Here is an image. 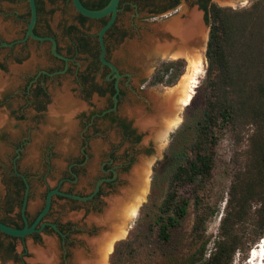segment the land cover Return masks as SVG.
I'll use <instances>...</instances> for the list:
<instances>
[{
  "label": "rangeland",
  "instance_id": "374dc122",
  "mask_svg": "<svg viewBox=\"0 0 264 264\" xmlns=\"http://www.w3.org/2000/svg\"><path fill=\"white\" fill-rule=\"evenodd\" d=\"M19 1L0 0V218L14 221V214L19 209L20 201L11 197V213L3 211L6 194L14 192L8 179L14 170L22 174L28 184L24 214L29 221L42 208L45 194L51 189L86 197L99 178H106L108 185L99 182V196L88 203L53 197L42 221L48 234L41 231L20 240L0 237L1 249L8 244L14 247L10 255L0 252V264H41L37 252L52 256L55 264H75L78 257L85 262L94 261L95 256L91 255L88 245L109 232L107 227L101 228L109 200L130 191L129 181L135 168L146 163L151 164V173L145 200L131 220L127 236L112 247L106 264H199L220 240L221 220L232 212L238 184L245 183L253 162L247 129L223 133L214 148L209 180L202 187L176 188L179 197L189 200L186 215L167 242L157 240L153 220L167 191L170 151L201 105L208 21L203 24L200 20L204 31L200 46L202 65L201 72L195 77L193 95L189 103L176 112L179 122L163 139L148 131L141 132L135 124V113L143 118L155 116L154 102L183 83L187 62L177 59L182 60L183 69L171 86L147 87L142 84L159 63L166 61L158 52L161 45L157 42H175L165 30L168 21L148 19L144 13H137L131 4L119 15L113 27L119 32L118 41L115 43L106 36V58L120 75L119 99L112 113L109 112L135 129L139 134L135 141L122 136L115 125L107 122L105 114L102 115L109 110L112 99L108 100L107 95L96 99L94 91L86 95L83 92L85 86L79 83L80 76L88 73L104 94L105 82L113 79L109 71H102L95 64L88 69L93 63L90 54L74 50L77 38L88 41L90 47L94 45L97 25L87 22L80 27L71 20L70 13L62 14L61 0H51L50 4L44 0V9L50 12L44 15L45 21L58 52L63 54L69 48L62 70L63 64L51 57L49 43L31 39L14 43L24 36L28 19L25 3L23 1L20 6ZM240 1L241 5L216 4L231 5L236 10L248 7L255 0ZM192 13L196 12L191 9L188 18L181 21L187 22ZM72 24L76 32L67 34L66 28ZM159 29L166 32L158 35ZM34 83H38L45 97L33 103L30 91ZM103 162H107L104 167ZM248 207L254 213L259 203L252 199ZM196 214L203 218V223L193 232ZM256 223L253 218L252 225L240 227L237 235L240 237L239 250L232 256L231 264H264V254L251 263L253 252L260 254L257 246L260 240L248 241ZM58 229L64 234L60 238L55 235Z\"/></svg>",
  "mask_w": 264,
  "mask_h": 264
},
{
  "label": "trees",
  "instance_id": "16d2710c",
  "mask_svg": "<svg viewBox=\"0 0 264 264\" xmlns=\"http://www.w3.org/2000/svg\"><path fill=\"white\" fill-rule=\"evenodd\" d=\"M107 2L96 0L81 4L87 9L99 10ZM74 19L80 27L90 21L79 14ZM105 21L102 18L91 23H95L98 29ZM207 21L209 29L204 51L206 74L201 105L170 151L171 172L167 191L157 208L153 224L157 240L167 242L171 232L184 219L189 203V200L177 195L176 188L204 186L210 178L214 148L219 137L225 132L235 133L247 129L253 156L251 169L245 183L238 184V195L234 198L232 212L221 220L220 240L214 244L213 251L199 261V264H231L232 256L239 250L240 237L237 235L240 234V227L252 225L253 218L257 223L248 241L260 240L264 246V0H255L248 7L236 10L210 4L205 23ZM72 32H76L73 24L66 28L67 34ZM76 41L77 52L88 53L92 57L90 69L98 63L97 43L90 47L88 41L82 38ZM182 69V60L161 62L145 85L171 86ZM87 79L83 77L82 81ZM15 186L18 191L23 190L19 179ZM252 199L259 203L254 213L248 207ZM4 213H11V208L4 210ZM19 217L17 213L14 221L0 218V223L18 228L15 224L20 220ZM202 223L203 218L196 214L192 231H197ZM1 248L0 242V252L8 255L14 249L13 244Z\"/></svg>",
  "mask_w": 264,
  "mask_h": 264
},
{
  "label": "bare ground",
  "instance_id": "6f19581e",
  "mask_svg": "<svg viewBox=\"0 0 264 264\" xmlns=\"http://www.w3.org/2000/svg\"><path fill=\"white\" fill-rule=\"evenodd\" d=\"M216 1L223 3L228 0ZM199 17L198 14L192 13L190 16L191 19L187 22H183L179 19L167 20L168 22L165 24V30H168L171 33L167 32L171 38L172 36L174 37L175 42L172 44H166L169 43L167 41L163 44L159 43V41L157 42L161 45L159 46L160 48H158V52L164 57L163 60L170 61L169 59H185L187 62V71L183 76V83L168 92L163 98H159V100L157 99V102H154L156 107L154 110L156 112L155 116L143 118L140 117L138 113H135L136 126L141 131H148L151 135L154 134V136L159 139L165 138L169 130L173 129V127L178 124L179 117L176 112L189 103V100L193 95V89L195 88V77L201 72L202 49H200V46L201 41L204 40V31L200 24ZM160 31L163 33L166 32L162 30ZM197 37L199 38L197 39ZM159 53L158 55L161 57ZM156 129L159 131L155 132ZM150 169V163L135 168L133 178L129 181V186L132 189L125 192L120 198L114 197L109 200L104 222L101 223L104 225V228L107 227L109 232L105 236L91 242V247L88 245L91 255L96 257H94V261L85 262L83 258L78 257L75 260V264H106V259L111 252L112 247L117 241L122 240L127 236L131 220L136 217L140 205L145 200L149 184V173H151ZM92 250L94 251V255ZM36 255L37 260H39L41 264H55V260L52 256L46 257L38 252ZM261 256L262 254L260 255L257 252H253L251 263Z\"/></svg>",
  "mask_w": 264,
  "mask_h": 264
},
{
  "label": "flooded vegetation",
  "instance_id": "af4514ba",
  "mask_svg": "<svg viewBox=\"0 0 264 264\" xmlns=\"http://www.w3.org/2000/svg\"><path fill=\"white\" fill-rule=\"evenodd\" d=\"M23 1L25 3L24 4V7H25V9L28 12L27 0H20L19 1L20 2V6H22V4H23L22 2ZM79 1L81 3H86L83 0H79ZM50 2H51V0H47V3L48 4H50ZM227 2L231 3L232 5H234L235 3L241 5V1L240 0H228ZM216 3L218 4V2H216V0H212V1L211 0H120L119 1V4H118V11L116 13V17H115L114 23L112 25V28H111L110 32L109 33H106L105 36H104V45H105V55H104V59L106 61H108L107 58H106V52H107L106 36L107 35L110 36V39L113 42H115V43L118 41L119 32L118 31H114L113 30V27H114L115 23L118 21L119 15L122 14V12H125L126 10H128V8L130 7L131 4L134 5V7L136 8V12L137 13H144V15L146 16V18H148V19H153V18L156 17L155 19H158V18L159 19H161V18L163 19L164 18V20H170V19H173V18H179L180 20H185V19L188 18L187 13L191 9H193L194 12L198 13V15L200 16L199 18H200V20H202L203 24H206L205 23V20H208V7H209L210 4H214V5L218 6V7H226V6H219L220 4L217 5ZM34 4H35V9H36V19H35L36 21H35V24H34L33 29H32L33 34L36 35V36H41V37L48 36V37H52L53 38L52 34L49 31V27H48V25H47V23L45 21V20H47V18L44 15H47V13H50L48 11H45V9H44L45 1L44 0H34ZM237 4H235V5H237ZM61 5H62L61 6V8H62V14L64 15L65 13H67V14L70 13L72 15L71 16L72 17L71 20H75L74 17L76 16L77 13H75L73 11V9L71 7V4H70V0H61ZM229 6H231V5H228L227 7L230 8ZM232 10H234V9H232ZM28 15H29V13H28ZM191 15L192 14H190V16ZM19 18H21V17L19 16ZM89 20H90V21H88L89 23H91L92 21L93 22L95 21V20H91V19H89ZM38 28H40L43 31L42 32H39L37 30ZM169 37L171 38L170 35H169ZM26 40H29V38L26 39ZM31 40H33V39H31ZM34 41H36V40H34ZM54 41H55V39H54ZM37 42H39V41H37ZM45 42L46 43H49L47 41H45ZM77 46H78V42L76 41V47L74 48V50L76 51V53H78L77 52ZM55 50H56V52L60 56L66 58V63H67V56H69V55H67L66 51L68 52L69 51V48H67V50L63 54H61L57 50V45H56V41H55ZM97 55H98V53H97ZM51 57L55 61H57L58 63L63 64V69L62 70H64V65L66 63L62 59L57 58V57H55L53 55H51ZM97 61H98V58H97ZM95 66L97 68H99L100 70H102V71H109V69L106 66L101 65L99 61H98L97 64H95ZM116 70H117V68H116ZM117 73L119 74L118 70H117ZM83 77H87L88 79L86 81H82V78ZM79 80H80L79 81L80 85L83 86V87L85 86V88H83L84 89L83 92L86 95L89 92L94 91V93L96 94V99H99V98H101V97H103L105 95H107L108 100L109 99L110 100L112 99V96L114 95V88H113V80L114 79H112L111 81L105 82V85L106 86H105L104 94H100L97 91V89L100 90V91H102V90H101V88H99L98 86H96V84L94 83L93 79L91 78V76L88 73L85 74V75H81L80 78H79ZM145 83H146V81H143L142 82V84H145ZM111 89H112V93H111ZM30 93H31V100H32L33 103L36 102V101H38L39 99L42 100L45 97V95L43 94V91L40 88V86L38 85V83H34V86H31ZM119 94H120V92H119V89H118V93L116 94V102H115V104H117V102H118ZM83 100L86 101V97H83ZM110 102H111V104H109V109L113 105V101H110ZM110 112L105 113V116H104L107 119V122L109 124L115 125V127L117 129H119L121 135L124 136L125 138L132 139V140H135V141L138 140L139 134L135 131V129L131 128L127 122L113 117L112 114H111L112 112L111 113ZM106 164H107V162H103L102 163V167H104ZM19 175L23 176L22 174L18 173L16 170H14V172L11 173V175L8 178L9 179V183L11 184V187H12V189H13L14 192H13V194H11V192H9L8 194H6V202H5V207L6 208L3 209V211L4 210H7L10 207L9 206V203L11 202L10 201L11 200V197H14L15 200H19L20 201L18 203L19 204V209L15 213V214L18 213L19 216H20L19 210H20V206H21V202H22V197H23L24 184H23V181H22V179H21V177ZM18 179L22 182V185H23V190H20V191H18V188L15 186V183L17 182ZM24 179H25V177H24ZM99 180H103V181L100 182V184H106V185H108L107 184V181H106L107 180L106 178L101 177V178H99ZM26 183H27V181H26ZM55 189L58 190V188H55ZM99 194H100V186H98L97 192L89 200H86V201H83V202L84 203L91 202L94 199H96L99 196ZM53 197H58V196L55 195ZM64 199H66V198H64ZM50 204H51V202H50ZM46 216H47V214L45 215V217ZM19 218H20V220L17 221L15 225L18 228H21L23 226V222H22L21 217H19ZM44 218L41 220V223L44 220ZM25 219H26L27 225H30L34 218L32 220H30V221L26 217H25ZM46 229H47V226L44 225L43 228H42V232L44 234H48L47 231H46ZM36 234H38V233H32L29 236L33 237ZM60 234H61V236H60ZM55 235L58 238H60L64 234L62 233V231L60 229H58V232H56ZM0 237L6 238V236L3 235V234ZM10 238H6V239L12 240ZM15 239H17V238H14L13 240H15ZM0 259H1V257H0Z\"/></svg>",
  "mask_w": 264,
  "mask_h": 264
},
{
  "label": "water",
  "instance_id": "95a60500",
  "mask_svg": "<svg viewBox=\"0 0 264 264\" xmlns=\"http://www.w3.org/2000/svg\"><path fill=\"white\" fill-rule=\"evenodd\" d=\"M120 0H108L106 5L99 9V10H90L85 8L79 0H70L71 7L73 11L87 19L91 20H99L102 18H105L106 21L105 23L100 26L97 31H96V43H97V48H98V61L100 62L101 65L106 66L109 69L110 74L113 76V88H114V95L112 96V101L113 105L108 111L102 112V115L105 114L106 112L112 111L115 108V102H116V94L118 93V79L120 75L117 73L116 68L114 65H112L110 62L106 61L104 59L105 55V45H104V36L107 33V31L112 27L116 13L118 11V4ZM247 2V0H246ZM28 4V20L27 24L25 27V33L24 37L21 40H18L14 43H21L24 42L26 39H33L36 41H47L49 42V52L51 55L62 59L66 63V58L60 56L56 50H55V41L52 37H41V36H36L33 34L32 29L35 24V19H36V9H35V4L34 0H27ZM231 9H233V6H229ZM159 17V16H158ZM156 18V17H155ZM154 18V19H155ZM158 24L154 25L153 27L156 29ZM161 31L158 30V35H160ZM162 34V33H161ZM164 35V34H163ZM23 181L24 184V191H23V197H22V202L20 206V217L23 222V226L21 228H14L11 226H8L6 224L0 223V233L11 237V238H17V239H22L26 236H29L32 233H40L42 231L43 226L45 225L44 223H41V220L45 217L47 212L49 211L50 207V202L53 196H59L63 198H68V199H75L77 201L83 202L86 200H89L98 190V183L103 181L99 180L98 183H96L93 187L92 192L86 196V197H78L66 193H62L58 191L57 189H51L46 192L44 201H43V206L37 213V215L34 217L33 221L31 222L30 225H27L24 211H25V205H26V196H27V190H28V185L26 183V180L24 179L23 176L19 175ZM128 182V181H127ZM129 185V184H128ZM51 227L54 229V226L51 225ZM101 228H104L103 226ZM106 229V228H104ZM58 232V231H57ZM61 236V234H60Z\"/></svg>",
  "mask_w": 264,
  "mask_h": 264
}]
</instances>
